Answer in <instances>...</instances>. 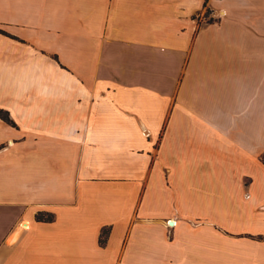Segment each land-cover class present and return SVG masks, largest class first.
Returning a JSON list of instances; mask_svg holds the SVG:
<instances>
[{
  "label": "crops",
  "instance_id": "1",
  "mask_svg": "<svg viewBox=\"0 0 264 264\" xmlns=\"http://www.w3.org/2000/svg\"><path fill=\"white\" fill-rule=\"evenodd\" d=\"M0 112V264H264V0H0Z\"/></svg>",
  "mask_w": 264,
  "mask_h": 264
},
{
  "label": "trees",
  "instance_id": "2",
  "mask_svg": "<svg viewBox=\"0 0 264 264\" xmlns=\"http://www.w3.org/2000/svg\"><path fill=\"white\" fill-rule=\"evenodd\" d=\"M0 115L4 118V119H8L7 116L5 114H3L2 112H0ZM260 158L262 160V162L264 163V151L261 153L260 155ZM37 218H41V216H39L38 214L36 215ZM107 233V229L106 228H103L100 232V241H103L104 240V236L105 234Z\"/></svg>",
  "mask_w": 264,
  "mask_h": 264
},
{
  "label": "rangeland",
  "instance_id": "3",
  "mask_svg": "<svg viewBox=\"0 0 264 264\" xmlns=\"http://www.w3.org/2000/svg\"><path fill=\"white\" fill-rule=\"evenodd\" d=\"M204 12H207V9Z\"/></svg>",
  "mask_w": 264,
  "mask_h": 264
},
{
  "label": "built area",
  "instance_id": "4",
  "mask_svg": "<svg viewBox=\"0 0 264 264\" xmlns=\"http://www.w3.org/2000/svg\"><path fill=\"white\" fill-rule=\"evenodd\" d=\"M168 224H169V222H168Z\"/></svg>",
  "mask_w": 264,
  "mask_h": 264
}]
</instances>
